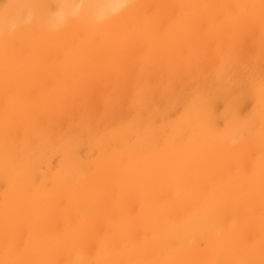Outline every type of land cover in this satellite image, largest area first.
Instances as JSON below:
<instances>
[{
    "label": "bare ground",
    "instance_id": "6f19581e",
    "mask_svg": "<svg viewBox=\"0 0 264 264\" xmlns=\"http://www.w3.org/2000/svg\"><path fill=\"white\" fill-rule=\"evenodd\" d=\"M0 264H264V0H0Z\"/></svg>",
    "mask_w": 264,
    "mask_h": 264
}]
</instances>
